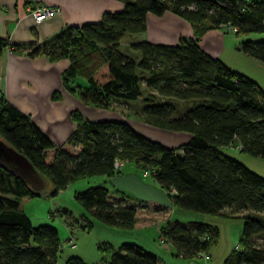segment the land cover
Segmentation results:
<instances>
[{
	"label": "trees",
	"instance_id": "16d2710c",
	"mask_svg": "<svg viewBox=\"0 0 264 264\" xmlns=\"http://www.w3.org/2000/svg\"><path fill=\"white\" fill-rule=\"evenodd\" d=\"M165 11L197 24L199 32L207 27L236 34L264 30V0H125L121 9L106 10L96 21L67 25L41 43H10L0 35V55L8 46L26 49L29 55L42 52L52 60L67 56L70 64L63 84L81 74L88 85L80 89L79 97L99 107H110L114 97L137 98L143 82L152 89V97L144 96L149 102L145 119L189 132L186 141L166 146L125 120L79 119L73 112L74 130L56 143L3 93L0 138L31 161L50 184L51 196L79 178L93 174L109 178L126 172L129 162L138 164L142 178L151 176L168 193L172 205L242 216L238 246L223 264H264V216L238 213L249 209L264 213V176L222 149L234 145L242 152L264 157V88L251 76L206 53L195 38L180 37L175 43L133 41L130 46L140 51L138 60L120 51L125 33L145 30L147 13ZM239 48L264 63V38L242 39ZM159 96L191 99L193 103L172 117L174 104L157 102ZM115 158L124 160V167L116 168ZM144 170L149 173L143 175ZM122 190L90 185L76 192L75 199L91 218L121 228L151 224L137 215L149 204L156 213L167 208L155 200L136 207ZM38 193L0 162V264L56 262L62 246L57 228L48 223L34 225L20 205L24 196ZM86 223L92 225L90 220ZM159 235L180 256L202 252L209 256L208 249L217 242L219 231L206 221L167 217L160 224ZM63 264L89 263L71 255ZM108 264L164 263L158 254L132 241L121 242L111 252Z\"/></svg>",
	"mask_w": 264,
	"mask_h": 264
},
{
	"label": "rangeland",
	"instance_id": "374dc122",
	"mask_svg": "<svg viewBox=\"0 0 264 264\" xmlns=\"http://www.w3.org/2000/svg\"><path fill=\"white\" fill-rule=\"evenodd\" d=\"M226 32H228L233 40L264 38V30L248 31L239 34L233 31ZM142 39L143 32L125 33L120 40L119 49L138 60L140 51L132 48L130 43ZM15 50L19 51V49ZM6 73V60H4L0 70V95L3 93L2 89H4ZM87 85V80L81 74L69 77L66 85H64L69 93L68 95L71 98H77L82 103L78 108L79 110H74V113L79 119L125 120L138 132L166 146H175L186 141L190 136V133L187 131L166 128L145 119V106L149 102L144 99V96L149 95L152 97V89L143 82L140 86V96L135 99L114 97L112 98L110 107H99L83 101L79 97V91ZM55 94L58 95V92H55ZM162 100L170 101L174 104L175 112L172 113V117L177 116L180 110L185 109L186 106L193 103L191 99H179L172 96H159L157 98V102H162ZM222 149L243 162L251 170L264 176V157L242 152L234 145L226 146ZM124 168L125 171L141 173V168L138 164L129 162ZM143 178L148 182L154 183L151 176H143ZM96 184L105 185L111 191H115V187L105 175L93 174L70 182L64 189L52 196L48 194L50 184L47 182L39 190L37 195L31 197L26 196L21 199L20 205L29 215L34 225L48 223L57 228L62 246L54 264H63L64 260L71 255H77L89 264H108L111 252L121 242L132 241L139 242L143 245L145 244L144 246L148 250H151L162 258L164 264H223L227 258L234 255V247L239 242L242 233L244 220L242 216L226 217L185 209L177 205H172V207L166 206L167 208H162L158 213H156L153 204H149L147 208H141L137 215L140 219L149 220L151 223L149 225H158L159 222L162 221L161 223H163L169 217L181 220H201L217 226L219 236L217 242L208 249L210 256L208 259H205L203 256L183 257L176 254L175 248L172 245L160 241L159 233L153 230L156 226H153V229L149 227V229L147 228L145 230L141 228H121L91 218L76 201L75 193L90 185ZM122 191L131 196L133 204L137 205L136 207L140 206L138 204H144L146 202L143 199L133 196L128 191ZM226 211L228 210L226 209ZM238 213L241 215L264 216L263 212L260 213L251 209ZM89 220L92 222V225H86V222ZM69 235L73 236L74 242L76 243L75 247H70L64 243L65 238ZM148 238L151 244L146 241Z\"/></svg>",
	"mask_w": 264,
	"mask_h": 264
},
{
	"label": "crops",
	"instance_id": "0c3cea01",
	"mask_svg": "<svg viewBox=\"0 0 264 264\" xmlns=\"http://www.w3.org/2000/svg\"><path fill=\"white\" fill-rule=\"evenodd\" d=\"M124 1L0 0V35L6 36L10 43H41L67 25L96 21L106 10L121 9ZM34 3L57 6L59 11L36 21L30 12ZM141 32L143 39L158 43H175L180 37L195 38L206 53L251 76L264 88V63L240 50V40H233L220 27H207L199 32L197 24L172 11L158 15L149 12L145 30ZM4 60L7 75L2 91L5 98L29 114L54 142H61L74 130L76 121L73 112L82 104L68 95L63 84L62 77L70 64L69 58L52 60L42 52L29 55L26 49L16 51L6 47L0 55V70ZM161 222L141 229L156 226L153 230L159 233ZM146 241L150 243L149 238Z\"/></svg>",
	"mask_w": 264,
	"mask_h": 264
},
{
	"label": "water",
	"instance_id": "95a60500",
	"mask_svg": "<svg viewBox=\"0 0 264 264\" xmlns=\"http://www.w3.org/2000/svg\"><path fill=\"white\" fill-rule=\"evenodd\" d=\"M0 162L15 172L34 190L43 188L47 180L38 173L31 161L20 151L0 138ZM109 181L116 188L130 192L133 196L143 200H155L163 205L172 207V200L168 193L158 184L148 182L136 171L120 172L112 175Z\"/></svg>",
	"mask_w": 264,
	"mask_h": 264
},
{
	"label": "built area",
	"instance_id": "2783aa9c",
	"mask_svg": "<svg viewBox=\"0 0 264 264\" xmlns=\"http://www.w3.org/2000/svg\"><path fill=\"white\" fill-rule=\"evenodd\" d=\"M248 1V0H246ZM59 11V8L57 6H53V5H47V4H39V3H34L31 7H30V12L32 14V16L34 17V19L36 21H39V20H42V19H46L48 17H51L52 15H54L56 12ZM229 28L231 30H235L236 27L234 26H229ZM7 48H9L7 46ZM125 165V161L124 160H119V159H116L114 160V166L116 168H122L124 167ZM149 171L148 170H144L143 171V175H146L148 174ZM160 241L161 242H164L165 241V237L161 236L159 237ZM70 247H75L76 246V243L74 242V239H73V236L72 235H69L67 236V239L65 241ZM238 245L236 244L235 245V248L237 247ZM199 256H203L205 257V259H208L209 256L207 253L205 252H202Z\"/></svg>",
	"mask_w": 264,
	"mask_h": 264
}]
</instances>
